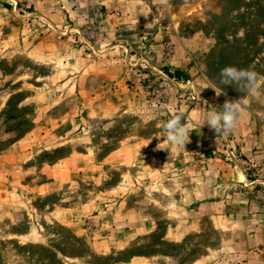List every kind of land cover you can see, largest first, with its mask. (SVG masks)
Segmentation results:
<instances>
[{
  "label": "rangeland",
  "instance_id": "obj_1",
  "mask_svg": "<svg viewBox=\"0 0 264 264\" xmlns=\"http://www.w3.org/2000/svg\"><path fill=\"white\" fill-rule=\"evenodd\" d=\"M105 1L0 0V264H264V95L220 83L264 77V0H141L140 51ZM158 33L180 78L147 63Z\"/></svg>",
  "mask_w": 264,
  "mask_h": 264
},
{
  "label": "clouds",
  "instance_id": "obj_2",
  "mask_svg": "<svg viewBox=\"0 0 264 264\" xmlns=\"http://www.w3.org/2000/svg\"><path fill=\"white\" fill-rule=\"evenodd\" d=\"M161 4H167L168 0H159ZM220 83L223 85H237L240 91L246 92L249 98L260 99L264 95L262 90L261 77L256 71L251 69L236 68L228 66L220 71ZM217 95L223 91L217 87H212ZM249 99L239 100L237 102L226 101L222 108H212L208 114L205 123L214 130L217 138H226L227 135L236 129L243 116L245 106ZM204 123V124H205ZM163 131L168 142L174 146H184L189 141V129L181 123L180 116H173L163 123Z\"/></svg>",
  "mask_w": 264,
  "mask_h": 264
},
{
  "label": "crops",
  "instance_id": "obj_3",
  "mask_svg": "<svg viewBox=\"0 0 264 264\" xmlns=\"http://www.w3.org/2000/svg\"><path fill=\"white\" fill-rule=\"evenodd\" d=\"M104 4L106 8H111L112 6L121 8V16L115 21L117 22L115 26H121L120 28L126 31V45H131L135 51H140L143 46L142 33L149 34L152 30L155 31V21L152 18V12L142 5L141 0H115V3L114 0H106ZM152 39L151 50L148 56L149 59H147L149 66L155 69H158L160 66H165L171 73L177 69L183 70L182 66L185 61L177 57V55L169 58L159 57L162 46L161 41L165 37L160 38L158 33Z\"/></svg>",
  "mask_w": 264,
  "mask_h": 264
},
{
  "label": "trees",
  "instance_id": "obj_4",
  "mask_svg": "<svg viewBox=\"0 0 264 264\" xmlns=\"http://www.w3.org/2000/svg\"><path fill=\"white\" fill-rule=\"evenodd\" d=\"M180 74H181V71L177 69V70L172 74V76H174L175 78H180Z\"/></svg>",
  "mask_w": 264,
  "mask_h": 264
},
{
  "label": "built area",
  "instance_id": "obj_5",
  "mask_svg": "<svg viewBox=\"0 0 264 264\" xmlns=\"http://www.w3.org/2000/svg\"><path fill=\"white\" fill-rule=\"evenodd\" d=\"M261 202H262V204L264 206V197L261 198Z\"/></svg>",
  "mask_w": 264,
  "mask_h": 264
}]
</instances>
